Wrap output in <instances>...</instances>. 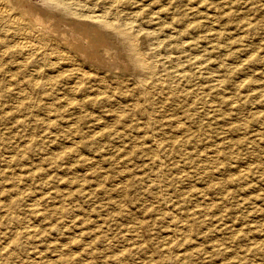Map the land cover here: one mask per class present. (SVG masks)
<instances>
[{
    "label": "rangeland",
    "instance_id": "1",
    "mask_svg": "<svg viewBox=\"0 0 264 264\" xmlns=\"http://www.w3.org/2000/svg\"><path fill=\"white\" fill-rule=\"evenodd\" d=\"M156 6L190 77L146 106L0 57V264H264V0Z\"/></svg>",
    "mask_w": 264,
    "mask_h": 264
},
{
    "label": "bare ground",
    "instance_id": "2",
    "mask_svg": "<svg viewBox=\"0 0 264 264\" xmlns=\"http://www.w3.org/2000/svg\"><path fill=\"white\" fill-rule=\"evenodd\" d=\"M159 1L0 0V57L8 55L24 68L35 61L36 72L47 67L67 81L69 91L87 92V98L94 94L97 101L101 95L109 100L105 93L109 89L121 98L132 89L139 95L126 101L129 109L139 101L146 106L154 91H171L172 79L190 77L178 63L185 50L168 46L164 35L160 36L161 26L156 28L164 8L156 6ZM182 45L191 46L189 42Z\"/></svg>",
    "mask_w": 264,
    "mask_h": 264
}]
</instances>
